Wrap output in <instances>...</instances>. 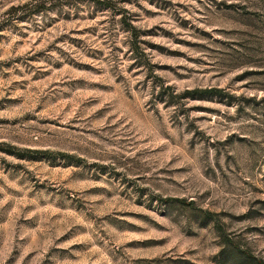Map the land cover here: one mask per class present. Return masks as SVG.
I'll use <instances>...</instances> for the list:
<instances>
[{"label": "rangeland", "instance_id": "obj_1", "mask_svg": "<svg viewBox=\"0 0 264 264\" xmlns=\"http://www.w3.org/2000/svg\"><path fill=\"white\" fill-rule=\"evenodd\" d=\"M227 240L264 263V0H0V264Z\"/></svg>", "mask_w": 264, "mask_h": 264}, {"label": "trees", "instance_id": "obj_2", "mask_svg": "<svg viewBox=\"0 0 264 264\" xmlns=\"http://www.w3.org/2000/svg\"><path fill=\"white\" fill-rule=\"evenodd\" d=\"M132 29V28H131ZM184 95H190L193 96V98H202V97H211V96H220L222 93V90L219 88H215V87H209V88H203V89H198V88H194L191 90H185ZM181 203H184L181 200H177ZM185 205H190V203H184ZM229 241V240H227ZM232 248H234L236 250V252L239 254L240 259L244 260H249L251 261L253 264H264L263 261L261 259H257L255 258L253 255H251L249 252H247L246 250H240L238 248H235V246H233L232 242H227Z\"/></svg>", "mask_w": 264, "mask_h": 264}]
</instances>
